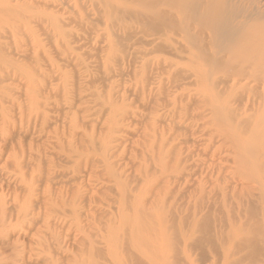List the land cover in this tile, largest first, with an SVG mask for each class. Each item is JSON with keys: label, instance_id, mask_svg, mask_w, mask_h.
I'll return each mask as SVG.
<instances>
[{"label": "bare ground", "instance_id": "6f19581e", "mask_svg": "<svg viewBox=\"0 0 264 264\" xmlns=\"http://www.w3.org/2000/svg\"><path fill=\"white\" fill-rule=\"evenodd\" d=\"M0 264H264V0H0Z\"/></svg>", "mask_w": 264, "mask_h": 264}]
</instances>
